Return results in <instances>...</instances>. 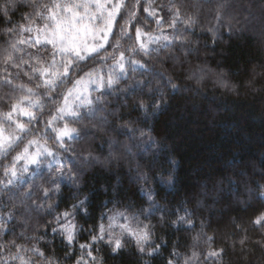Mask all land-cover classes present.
<instances>
[{"label": "clouds", "instance_id": "9594fccd", "mask_svg": "<svg viewBox=\"0 0 264 264\" xmlns=\"http://www.w3.org/2000/svg\"><path fill=\"white\" fill-rule=\"evenodd\" d=\"M0 264H264V0H0Z\"/></svg>", "mask_w": 264, "mask_h": 264}]
</instances>
